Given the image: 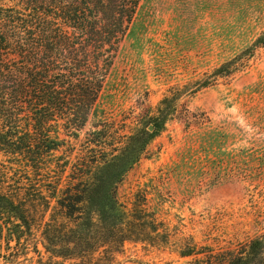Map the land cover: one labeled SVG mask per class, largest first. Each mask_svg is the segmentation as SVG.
<instances>
[{
  "label": "rangeland",
  "instance_id": "374dc122",
  "mask_svg": "<svg viewBox=\"0 0 264 264\" xmlns=\"http://www.w3.org/2000/svg\"><path fill=\"white\" fill-rule=\"evenodd\" d=\"M263 33L264 0H141L96 112L76 134L60 131L66 144L56 154L73 163L117 154L124 136L175 96L163 127L115 185L124 207L145 208L169 236L126 241L97 264H264V44L256 45ZM228 62L232 73L215 76ZM20 238L1 237L3 255L10 246L16 259L0 264L76 262L45 263L42 230ZM186 245L197 253L182 255Z\"/></svg>",
  "mask_w": 264,
  "mask_h": 264
},
{
  "label": "trees",
  "instance_id": "16d2710c",
  "mask_svg": "<svg viewBox=\"0 0 264 264\" xmlns=\"http://www.w3.org/2000/svg\"><path fill=\"white\" fill-rule=\"evenodd\" d=\"M140 3L0 2V152L6 156L0 164V239L20 244L21 235L42 230L45 263L97 264L102 252L113 255L126 241L168 240V230H161L145 208L130 210L117 200L115 185L163 127L175 96L163 98L155 116L126 134V146L117 154L83 155L74 163L70 154H56L66 144L60 131L76 134L96 112ZM258 44H264V33ZM230 65L214 75H230ZM71 164L74 169L64 180ZM9 247L4 255L0 248V258L15 260ZM197 251L186 245L181 253Z\"/></svg>",
  "mask_w": 264,
  "mask_h": 264
},
{
  "label": "water",
  "instance_id": "95a60500",
  "mask_svg": "<svg viewBox=\"0 0 264 264\" xmlns=\"http://www.w3.org/2000/svg\"><path fill=\"white\" fill-rule=\"evenodd\" d=\"M152 128V127H151Z\"/></svg>",
  "mask_w": 264,
  "mask_h": 264
}]
</instances>
